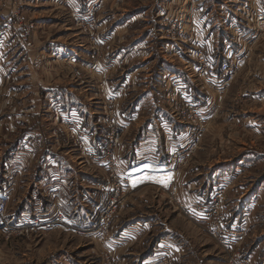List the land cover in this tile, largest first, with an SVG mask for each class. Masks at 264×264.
<instances>
[{"label": "rangeland", "instance_id": "obj_1", "mask_svg": "<svg viewBox=\"0 0 264 264\" xmlns=\"http://www.w3.org/2000/svg\"><path fill=\"white\" fill-rule=\"evenodd\" d=\"M256 6L264 9V0H0V15L9 18L0 23V164L24 144L28 165L45 164L53 153L57 193L68 188L56 197L41 187L40 199L34 190L46 181L35 182L33 168L16 179L9 219L27 230H0V264H126L119 255L129 245L117 247L119 234L147 199L153 205L142 206L145 213L162 209L174 237L181 232L189 241L184 264H257L264 211L231 218L224 185L210 196L197 193L206 166L250 152L264 185V30ZM200 52L208 63H231L236 73L228 85L219 72L201 75ZM170 72L206 117L191 154L180 151L187 135L176 113L186 97L174 94ZM157 116L172 122L171 149ZM147 122L156 155L142 157ZM25 133L33 144L22 142ZM139 170L136 183L131 176ZM1 172L0 165V184ZM218 192L227 239L206 229ZM261 197L264 204V187ZM159 232L133 241L155 246ZM164 259L175 264L173 254L158 264Z\"/></svg>", "mask_w": 264, "mask_h": 264}, {"label": "crops", "instance_id": "obj_2", "mask_svg": "<svg viewBox=\"0 0 264 264\" xmlns=\"http://www.w3.org/2000/svg\"><path fill=\"white\" fill-rule=\"evenodd\" d=\"M171 72H175V71H171ZM171 72L170 74L176 75L175 73H171ZM177 74L180 73L177 72ZM171 101L174 102L173 99H171ZM51 104L52 103H50V105ZM153 104L155 105L156 109L158 107L162 108L161 104L158 102ZM169 104L171 106V102ZM167 109L169 111V108ZM157 118H159L158 122L160 123V126L165 128L164 135L166 136L163 138L164 141L163 146L164 148L167 147V149H171L172 145L174 144L173 143L172 145L170 144V141H173V139L171 137V129H169L167 124H171L172 122L171 121L168 122V120L163 119L160 116H157ZM151 127L152 124L150 122H147L144 128V132H146V137H147V140L145 141L147 142L142 141L141 144L143 146H141V144L139 146L140 148L148 147V149L145 152L146 154L139 153L137 151L136 154L137 156H139V158L141 157L140 155L142 154H143L142 157H147V156H151L152 154H155L156 152V144L154 142L155 135L153 132H151ZM166 130H168V134H166ZM34 135L36 139L38 134H34ZM21 140L22 142H27L28 144H33L35 142L33 141V138H31L30 133H25L21 138ZM143 143L146 144L144 145ZM22 147L23 148L18 149L16 153L7 151L6 155H4V157L2 158L0 164L2 168V172H1L2 183L0 184V189H1L0 195L8 199V204L11 200V195L14 191L13 188L16 179L22 180L25 176V173L30 172L32 168L34 171L33 174H34L35 182L41 184L42 182L46 181L44 186H39L37 187L38 189L34 190L35 193H38V198H40V196L42 195V193H40L41 191L40 192L38 191V190H42L40 189L41 187H44L43 189L44 196H48V195L53 196L55 194L54 196L57 197V195L59 194L62 195L64 191L65 192L68 191L67 190L68 188L65 184L66 188L65 189L61 188V190L57 193L58 189H60V184L57 181L59 180L57 178L58 167L54 165V158L52 157L54 155L53 153L52 154L49 153L47 155L49 156L47 163L45 162V164L42 165L36 164L35 166H33L31 164L29 165L26 164L24 162L25 160L23 161L24 157L28 156L30 162H32V154L26 152L27 150L26 144L22 145ZM28 151L30 150L28 149ZM148 152H152V153L147 154ZM250 153L240 155L238 157L239 159H235V158H233L232 160L224 159L220 163L214 162L206 166L205 170H208V175L206 171L205 184L197 192L201 196H206V195L210 196L218 186L224 185L226 191H228V197L232 205L231 218L237 216L241 218L240 220H243L244 217L246 219H249L248 216H250L251 219L257 211L259 210L264 211V204L260 199L264 185L261 177H259V174L258 173L256 174L257 171L255 170V167L253 168V165L249 164L248 162L252 156L250 155ZM144 164H148V163H144ZM148 171L149 173L154 174L151 168H149ZM139 173L142 172L139 170L138 172L132 173L133 174V176H131V179H133L132 181L136 180V183L138 182L137 174ZM147 178L148 177H145L144 179L147 180ZM135 187L138 188V186ZM147 187L148 185L142 186L141 188L138 189L141 190ZM33 196H36V194ZM145 202L146 203L141 205V208L138 209L136 208L137 212H135V215L131 219H129L127 222H124L126 228L122 229L121 233L119 234V240L122 241V243H120V245H118L117 247L121 248L122 250H125L127 245L129 246L125 251L120 253L119 258L125 261L126 264H158L157 260H159L160 256L162 255L164 256L165 253H170L173 254L175 264H184L185 260H181L182 259L181 257L186 255L185 253L186 240H187L186 236L180 232L177 238L174 237L175 232L167 222L168 217L165 216L163 212H161L162 209H160V211L158 212L154 210L155 212L153 213H148V214L145 213L146 209L142 208V206H147L152 204L148 199L145 200ZM26 217L28 216H23L22 219H25ZM154 231H160L158 234H156L159 237L155 238L156 239L155 242H157L155 246L152 245L140 246L139 242H141L142 239L136 240L135 242L133 241V239H136L137 237H139L140 235L142 236L143 234H144L143 237H145L147 234L148 236L153 235ZM153 237L154 236H152V238ZM131 238L132 241L129 242L128 240ZM158 243H162L163 246H160V244ZM260 255H262V257ZM254 261L257 264H264V247L261 250L257 251V257L256 259H254ZM189 264H195V263L190 262Z\"/></svg>", "mask_w": 264, "mask_h": 264}, {"label": "built area", "instance_id": "obj_3", "mask_svg": "<svg viewBox=\"0 0 264 264\" xmlns=\"http://www.w3.org/2000/svg\"><path fill=\"white\" fill-rule=\"evenodd\" d=\"M255 9V21L257 25L261 26L260 29L264 30V9L258 6H256ZM8 22L9 18L7 15L1 14L0 23L6 26ZM27 34L28 31L25 34V38L27 37ZM198 56L201 59L198 64L202 76L213 77L219 72L225 78V84L228 85L230 83L236 73V70L233 68L231 63L228 61H223L221 64L214 65L206 61L205 54L202 56L200 52ZM171 77L174 79L176 86L174 94H182L184 97H186V102H184L182 108H180V110L176 113V118L180 121V124L186 126L187 135L186 148H183L180 151L191 154L196 149H198L206 126V117L202 114L201 103L193 101L189 99L186 94H183L186 91V85L184 82H182V80L177 78L174 74L171 75ZM183 120H186V122L184 123ZM212 199V204L208 209V213H206L208 215L206 217L207 219L205 220V222L208 223L206 224V229L211 235L215 236V238L220 236L224 239H227L230 237L231 233L224 229L223 216L219 215L221 211L225 210V208H220L223 199L221 192H218L216 195L214 194ZM191 208H193L194 212L196 211L198 214L204 212V208L200 206L196 207V205H194ZM11 223L12 220L9 219L8 212V199L0 195V230L7 233L27 230V228H25L21 223H18L16 227L12 226ZM168 262V260L164 259L165 264Z\"/></svg>", "mask_w": 264, "mask_h": 264}, {"label": "snow or ice", "instance_id": "obj_4", "mask_svg": "<svg viewBox=\"0 0 264 264\" xmlns=\"http://www.w3.org/2000/svg\"><path fill=\"white\" fill-rule=\"evenodd\" d=\"M146 167H147V165H146ZM135 183V182H134Z\"/></svg>", "mask_w": 264, "mask_h": 264}]
</instances>
